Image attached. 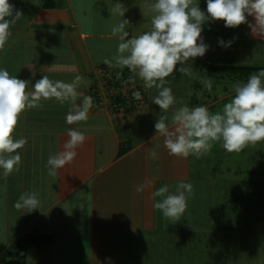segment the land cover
Returning <instances> with one entry per match:
<instances>
[{
  "label": "crops",
  "instance_id": "0c3cea01",
  "mask_svg": "<svg viewBox=\"0 0 264 264\" xmlns=\"http://www.w3.org/2000/svg\"><path fill=\"white\" fill-rule=\"evenodd\" d=\"M95 1L9 0L23 15L10 28L12 35L0 51V68L29 81L27 91H32V85L43 75L64 82H71L79 75L84 83L78 89L77 103L88 95L93 98V107L86 122L73 125L65 122L70 107L67 102L42 101V108L25 111L20 116L15 136L27 139V144L19 150L22 161L40 166L34 168L39 176H32L25 192L38 193L40 205L31 212L30 222L20 229L18 237L10 244L14 245L32 228L37 229L45 240L27 247L20 262L10 258L3 264H139L143 244L150 237H157L166 230L174 235L180 228L187 232L192 229L189 222L192 214L189 213L188 222L181 227L185 216L178 222L170 221L153 207L156 201L163 199L152 196L159 187L167 185L169 193L174 194L179 182H193L190 157L169 155L163 145L164 138L156 134L155 124L148 122L147 116L151 117L152 113L157 111L155 117L162 114L160 110L150 108L154 92L148 90L144 105L131 111L124 109L125 102L120 104L119 98L113 97V102L110 94L107 96L105 73L108 74V70L129 73V69L109 67L104 63L116 54L117 47L108 52L86 44L90 39L119 41L116 37L110 38L112 27L120 22L119 16L111 17L109 12V7L114 4L106 7ZM131 12L132 9L126 11L124 19L128 20ZM138 15L135 14V19ZM248 21L255 23L251 16ZM99 22L107 23L99 26ZM145 28L139 31L129 28L128 38L140 34L141 30L143 33ZM203 28L205 30V25ZM238 29L247 32V35L239 36L264 42V37L254 36L247 24ZM202 33L207 35L206 31ZM204 43L209 48L203 57L210 58L218 52V46L215 47L210 39H205ZM130 76L135 83L138 77L135 78L133 73ZM175 82L171 83L176 85ZM115 84L114 81L111 83L112 89L116 88ZM140 84L142 91L143 82ZM134 85L138 87L136 83ZM93 89H99V95ZM116 94V91L111 92L112 96ZM141 95L135 97L134 102L142 99ZM116 105L122 106L121 112L114 110ZM123 117L129 128L122 129L116 121L119 118L122 123ZM69 128L82 131L86 141L76 149L77 156L71 164L59 169L56 177L49 176L47 160L50 155L63 150ZM122 150L127 152L120 156ZM153 151L157 153L156 158L151 157ZM139 184L146 185L140 193L135 190ZM11 189L7 194L9 198L13 194ZM198 193L193 188L185 215L190 206L196 208L202 203ZM0 202L4 205L3 200ZM2 208L6 210L5 205ZM4 260L0 253V264Z\"/></svg>",
  "mask_w": 264,
  "mask_h": 264
},
{
  "label": "clouds",
  "instance_id": "9594fccd",
  "mask_svg": "<svg viewBox=\"0 0 264 264\" xmlns=\"http://www.w3.org/2000/svg\"><path fill=\"white\" fill-rule=\"evenodd\" d=\"M206 5L205 12L195 0H155L150 5L153 14L149 30L129 39V32L125 29L129 21L126 19L111 29L110 38L116 37L119 43L116 54L105 59L104 63L109 67H126L143 82L145 89H157L152 100L162 114L154 127L156 134L164 138L163 145L171 156L200 158L207 155L215 143H220L228 153L238 154L249 146L264 143V69L251 74L246 82L235 83L230 102L215 113L205 105L189 107L178 101L171 87L166 86L170 83L167 78L174 76L177 70L190 76L191 68L185 65L190 60L203 57L208 51L209 46L202 37L206 23L224 21L226 28L247 24L254 36L264 37V0H206ZM126 11L119 0L109 7L111 17L123 18ZM22 15L9 0H0V51L12 35L10 28ZM249 16L254 17L255 23L248 21ZM218 43L226 48L232 41L220 39ZM120 76L118 72L117 79ZM82 83L83 78L79 75L71 82L52 80L43 75L32 85V91H27L29 81L0 68V170L4 178L20 170L22 157L18 150L24 148L27 139L17 138L15 129L25 111L42 108V101L55 100L70 105L65 116L66 124L88 120L93 98L85 95L82 102L77 103ZM205 83L210 91L211 82ZM134 95L138 97L139 93ZM178 103L181 106L174 107ZM67 136L63 150L50 155L47 160L49 176L56 177L59 169L71 164L77 156L76 149L86 141L85 134L73 128L67 130ZM156 156L153 151L151 157ZM145 186L137 185L136 192H143ZM192 194L191 182H179L174 194L169 193L168 186L164 185L152 193L153 198L163 197L153 207L160 210L165 218L178 222L186 212ZM39 205L35 191L22 193L14 203L17 210L27 209L28 213L39 209Z\"/></svg>",
  "mask_w": 264,
  "mask_h": 264
},
{
  "label": "rangeland",
  "instance_id": "374dc122",
  "mask_svg": "<svg viewBox=\"0 0 264 264\" xmlns=\"http://www.w3.org/2000/svg\"><path fill=\"white\" fill-rule=\"evenodd\" d=\"M116 2L117 0L95 1L106 7ZM119 2L125 5L127 12L132 9L130 17H125H129V25H125L126 30L132 28L133 31H139L145 27L148 29L145 28L143 31L150 29V17L153 14L150 5L155 0H119ZM195 2L202 11L206 12V0H195ZM94 8L98 9L95 6ZM136 13L139 14L138 19H135ZM106 14L109 16L108 13ZM119 18L120 22L124 19V17ZM102 23L107 22H99V26ZM207 26L210 27V31ZM204 31L207 35L204 36L202 33L203 40L210 39L215 47L218 46L216 50L218 52L210 58L197 57L190 60L185 67L191 68V75H182L177 70L174 76L167 78L170 82L167 86L171 87L178 101L189 107L205 105L215 113L225 103L230 102L234 95L232 86L235 83L246 82L251 74L264 69V42L239 36L238 34L247 35V32L242 29L239 31L238 27L226 28L224 21L208 22ZM140 32L142 33V30ZM220 39L225 42L232 41L231 46L226 48L220 46L218 43ZM118 43L116 39L86 41L88 46H96L108 52L115 50ZM108 71V74L105 73L104 87L107 89L105 92L107 96L110 94V99L116 97L120 99L121 104L125 102L126 111L144 105L143 99L149 96L148 90L154 92L152 97L157 95L155 88L145 89L143 86L144 89L141 91V80L135 76L134 81L138 86L136 87L130 71L129 73L119 71L122 74L120 77H123L121 80L117 79L118 72ZM113 81L116 82L115 89L110 86ZM206 81L211 82L210 91ZM171 82H175L176 85ZM95 86L98 87L96 83ZM93 91L99 95L97 93L99 89ZM115 91L117 94L112 96L111 92ZM137 92L139 96L142 94L143 101L140 104L134 103V98L137 97L134 93ZM127 102L131 103L127 104ZM180 106L178 103L174 107ZM150 108L160 110L154 103ZM171 111L170 109L167 113L169 117ZM155 113H152L151 117L147 116L148 122L152 125L158 119ZM116 121L122 129L129 128L126 118L123 117L122 123L119 118H116ZM189 157L190 172L194 179L193 188L200 193L198 199L202 202L198 203L196 208L190 206L188 214L183 215L185 219L187 216V219L182 220L181 227L184 226L185 221V224L188 222L189 215L192 214L189 220L192 231L187 232L180 228V231L178 230L174 235L166 230L160 232L157 237H150L143 244L139 264H264V143H258L254 147L249 146L238 154L228 153L220 143H215L207 155L200 158L193 155ZM39 167L29 164L27 160L24 164L23 160L20 170L13 172L7 178L2 176L0 170V201L3 200L6 207V210H2L4 205L0 202V253L5 259L1 264L8 262L10 258L14 259V262H20L21 254L27 249L25 247L18 250L20 241L31 231H37L34 228L27 230L14 245L10 244L18 237L22 231L20 229L30 222L28 220L32 216L31 212L28 214L27 209L17 210L14 203L29 188L26 185L30 183L32 176L36 175L34 168L36 170ZM23 172L25 174H22ZM23 180L26 182H22ZM10 188L13 194L9 198L7 194ZM42 199L44 200L43 196ZM35 233L39 235L38 231Z\"/></svg>",
  "mask_w": 264,
  "mask_h": 264
},
{
  "label": "trees",
  "instance_id": "16d2710c",
  "mask_svg": "<svg viewBox=\"0 0 264 264\" xmlns=\"http://www.w3.org/2000/svg\"><path fill=\"white\" fill-rule=\"evenodd\" d=\"M123 104H124V102H123ZM126 152H127V150H122L120 153V156ZM35 232H37V231H35ZM35 232L31 231L29 234H26L24 236V238L20 241V243L18 245V250H21L25 247L39 245V244L43 243L45 238L37 235Z\"/></svg>",
  "mask_w": 264,
  "mask_h": 264
},
{
  "label": "built area",
  "instance_id": "2783aa9c",
  "mask_svg": "<svg viewBox=\"0 0 264 264\" xmlns=\"http://www.w3.org/2000/svg\"><path fill=\"white\" fill-rule=\"evenodd\" d=\"M141 102H142V100L139 98V99H138L137 101H135L134 103H136V104H140ZM129 103H131V102H127V104H129ZM115 108H116L118 111L122 110V106H119V105H116Z\"/></svg>",
  "mask_w": 264,
  "mask_h": 264
}]
</instances>
